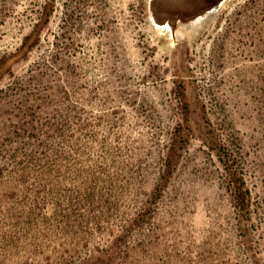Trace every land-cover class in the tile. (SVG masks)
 Wrapping results in <instances>:
<instances>
[{
  "label": "rangeland",
  "instance_id": "374dc122",
  "mask_svg": "<svg viewBox=\"0 0 264 264\" xmlns=\"http://www.w3.org/2000/svg\"><path fill=\"white\" fill-rule=\"evenodd\" d=\"M149 2L0 0V264H264V0Z\"/></svg>",
  "mask_w": 264,
  "mask_h": 264
},
{
  "label": "water",
  "instance_id": "95a60500",
  "mask_svg": "<svg viewBox=\"0 0 264 264\" xmlns=\"http://www.w3.org/2000/svg\"><path fill=\"white\" fill-rule=\"evenodd\" d=\"M227 0H150L153 24L172 35L183 26H192L198 19L217 13Z\"/></svg>",
  "mask_w": 264,
  "mask_h": 264
},
{
  "label": "trees",
  "instance_id": "16d2710c",
  "mask_svg": "<svg viewBox=\"0 0 264 264\" xmlns=\"http://www.w3.org/2000/svg\"><path fill=\"white\" fill-rule=\"evenodd\" d=\"M52 6H47L46 11L43 14V17L40 20V23L38 24V26H40V24L43 22H45L49 16L51 15V11L53 8H51ZM38 26L36 27L35 31H37ZM31 38L32 36H29L25 42L22 45V49H28V47H30L32 45L31 43ZM19 52L18 51L15 55H10V56H5L1 59L0 61V80L1 78L4 76V74L6 73V71H8V69L10 68V64L12 63L13 59L19 57ZM180 144V143H179ZM177 144H175L176 147ZM178 146V145H177ZM174 150V147L172 149V151ZM232 193H233V199L236 205V208L239 212V214L241 215V217L245 220H248L249 218V214H250V206H251V195H250V191L247 189L246 185L243 183V181L241 179L235 181L233 183L232 186Z\"/></svg>",
  "mask_w": 264,
  "mask_h": 264
},
{
  "label": "bare ground",
  "instance_id": "6f19581e",
  "mask_svg": "<svg viewBox=\"0 0 264 264\" xmlns=\"http://www.w3.org/2000/svg\"><path fill=\"white\" fill-rule=\"evenodd\" d=\"M206 18V17H205ZM205 18H203V19H205Z\"/></svg>",
  "mask_w": 264,
  "mask_h": 264
}]
</instances>
